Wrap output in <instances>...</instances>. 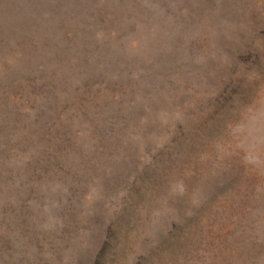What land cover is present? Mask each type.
Returning a JSON list of instances; mask_svg holds the SVG:
<instances>
[{
    "label": "rangeland",
    "instance_id": "1",
    "mask_svg": "<svg viewBox=\"0 0 264 264\" xmlns=\"http://www.w3.org/2000/svg\"><path fill=\"white\" fill-rule=\"evenodd\" d=\"M264 0H0V264H259Z\"/></svg>",
    "mask_w": 264,
    "mask_h": 264
},
{
    "label": "bare ground",
    "instance_id": "2",
    "mask_svg": "<svg viewBox=\"0 0 264 264\" xmlns=\"http://www.w3.org/2000/svg\"><path fill=\"white\" fill-rule=\"evenodd\" d=\"M258 234H259V236L261 238L264 236V214H260V221H259V226H258ZM259 264H264L263 258L260 259V263Z\"/></svg>",
    "mask_w": 264,
    "mask_h": 264
}]
</instances>
